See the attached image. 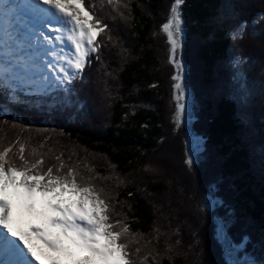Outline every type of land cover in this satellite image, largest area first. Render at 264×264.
<instances>
[{
    "label": "trees",
    "instance_id": "1",
    "mask_svg": "<svg viewBox=\"0 0 264 264\" xmlns=\"http://www.w3.org/2000/svg\"><path fill=\"white\" fill-rule=\"evenodd\" d=\"M106 1L89 0L90 4L101 2L104 6L108 4ZM247 1L234 0L232 5H227L226 0H182L181 44L184 49L181 52L186 76L190 78L188 95L193 96V100L188 99L194 104L191 108L194 110L197 106L198 109L195 135L208 152L193 149L199 164H192L197 170L186 175L191 185L189 191L187 181H181L177 173L170 176L171 169L165 178L162 168L156 175L145 176L148 187L142 185L147 183L113 187V197L119 203V209L115 203L114 213L125 217L124 224L136 237L134 241L129 239L131 246L125 249L128 253L125 258L132 264H242L243 258L235 261L230 257L232 254L251 257L264 264V129L257 130L256 125L254 131L248 127L255 113L259 114L258 120L260 115L264 117V86L258 85V92L251 89L256 98H250L249 92L232 83L233 63L239 64L240 70L243 67L253 70V57L250 61L244 58L242 64L240 58L238 61L237 56L233 57L235 48L230 30L225 27L227 22L219 23L217 19L222 15L221 9L231 7L238 12L243 4L252 11L245 13L243 9L246 17L253 18L250 22L258 19L255 14L258 10L264 14V0ZM123 2L128 6L126 15L119 18L116 14L114 21L90 12L93 20L99 17L107 25L97 33L96 39L98 37L104 53L110 55L107 65L118 78L117 86L113 92L110 90L114 94L105 110L98 97L90 96L96 88L93 82L87 86L81 100L86 106L89 100H94L95 107H88L87 111L82 108L63 117L47 114L50 109L35 114V109L22 101L3 100L10 91L0 92V150L9 148L6 158L17 167L23 163L19 159L21 154L29 161L44 156L42 171L46 163L47 167L56 164L55 157L60 156L66 165L78 167L80 175L90 173L93 177L97 169L104 173V168L96 167L91 159V154H100L106 163L128 174L148 168L155 150L167 141L163 114L168 110L170 94L159 79L166 52L159 57L156 48L163 45L161 39H167L161 25L168 18V6L173 0ZM228 14L229 9L224 15L227 19ZM252 31L256 45L258 43L264 53V19L257 20ZM93 62H96L94 57ZM258 69L264 71V64ZM100 75L99 71L93 74L92 80L99 79ZM229 94L233 100H229ZM96 108L98 111L94 110ZM184 145L185 149L182 146L180 152L188 159L192 150ZM9 154L18 157L17 160L8 158ZM183 167L186 169L184 163ZM181 171L185 176V171ZM170 179L171 184L176 185L175 189L171 186L173 190ZM149 188L156 190V201L146 196L148 192L144 191ZM166 194L167 201L160 198ZM190 200L197 206H186ZM193 219L195 222L189 226ZM113 220L119 219L114 217ZM221 225L228 237L227 250L218 238ZM242 246L244 249L239 251Z\"/></svg>",
    "mask_w": 264,
    "mask_h": 264
},
{
    "label": "snow or ice",
    "instance_id": "2",
    "mask_svg": "<svg viewBox=\"0 0 264 264\" xmlns=\"http://www.w3.org/2000/svg\"><path fill=\"white\" fill-rule=\"evenodd\" d=\"M43 3L49 7L40 8V0H0V81L9 87L45 91L51 85L70 84L84 68L89 53L97 51V33L107 28L99 17L93 20L83 0ZM181 3L173 0L161 25L173 56L182 32ZM26 8L32 9L35 19L24 18ZM48 25H56L52 28L54 36L42 30ZM246 25V20L235 23L230 32L233 40L243 37ZM58 45L63 46L60 52L55 51ZM42 52L52 59H41ZM170 60L183 71L180 62ZM173 79L178 81L173 87L179 93L174 97L179 124L186 108L181 102L185 92L179 83L181 76ZM23 147L21 144V153ZM8 152L7 147L0 150V264H132L125 259V249L129 239L136 237L119 220L115 221L119 230L113 229L107 198L102 189L97 190L92 177L77 179L75 168L60 156L55 157L58 163L49 165L42 174V156L29 161L21 154L23 163L17 167L6 158ZM196 159L190 155L186 163L192 165ZM65 168L67 171H62ZM65 193L71 195L65 197ZM120 238L123 243L118 242ZM37 239L42 243L37 245Z\"/></svg>",
    "mask_w": 264,
    "mask_h": 264
},
{
    "label": "rangeland",
    "instance_id": "3",
    "mask_svg": "<svg viewBox=\"0 0 264 264\" xmlns=\"http://www.w3.org/2000/svg\"><path fill=\"white\" fill-rule=\"evenodd\" d=\"M226 1H227L226 2L227 5H232V2H234V0H226ZM106 2L108 4H105V6H104L101 2H98L97 4L96 3L90 4L89 0H85V1L83 0V5H84L85 9L87 11L90 10L89 12H91L92 14L96 13V15L100 16V17H103V16L107 17V18L110 17L111 21L115 20L114 18L116 17L115 16L116 14L119 15V18H122L126 15L125 13H126L128 6H127L126 2H123V0H112V3H109L107 0ZM247 2L250 3L251 0H248ZM169 3H171V2H169ZM170 5L171 4H169L168 9L170 8ZM90 6H94V7H90ZM180 6H182V5H180ZM240 6H241L240 7L241 10H239L238 12H235V8H231V7L230 8L225 7L223 10L221 9L220 15L221 14L222 15L219 18H217L219 20V21L218 20L217 21L219 23L221 21L223 23L227 22V24L224 23L225 27L229 28V30L231 32L232 30H234V25L237 21L246 20V19L248 20L246 28H245L246 37L243 35L242 38L237 37L235 40H233L231 35L230 34L229 35L233 41L234 48H235L234 49L235 51H232L233 57L237 56L238 61L240 58L241 64H242V60L244 58L247 57V59L250 61L251 56H252L253 59L251 60V63H252L251 67L253 68V70H248L245 67H243V69L240 70L239 64L237 65L234 62L233 65L235 67V77H234V80L232 81V83H234L235 85L237 83L239 85L240 89L243 88L246 93L249 92L250 98H252V97L256 98V96L254 94H252L251 89H255L258 92L259 89H257V86L258 85H261L262 87L264 86L263 85L264 84V71H261L258 69L261 64H264V53L260 50L259 44L257 43V45H256L257 41L254 40V36H253L254 32L252 31V29L255 25V24H253V21H257V20L263 21V19H264L263 15L264 14L262 13L261 10H258L255 13L258 19H254L253 21L250 22L249 20H252L253 18L252 19L248 18L250 16L246 17L245 13L247 11L248 12H252V11L249 10V8L246 7L244 4L240 5ZM227 9H229V11H230V14H228V15L231 16V17L229 16L228 19L225 18V16H224V15H226ZM243 9H244L245 13L243 12ZM181 20H182V18H181ZM90 21H93V20H90ZM124 22H126V20ZM181 27H182V23H181ZM250 31L252 32V34H250ZM161 32L164 33L163 30ZM126 33H127V36H129V33L128 32H126ZM164 34H166V33H164ZM157 40L159 42V38H157ZM161 40L163 41L162 42L163 45L162 44L158 45L156 48V51H157V54L159 55V57L163 56V51H165L166 52V58H165V61H163L165 64L163 63L162 68L160 69L161 74L159 75V79L161 80L162 83L165 84V87L162 86L163 89H166V87H167L169 90V94H170L169 99H168V106H167L168 110L165 111L163 114L164 115L163 124H164V129L166 130L165 136H167V141L165 142V144L162 147H159L155 150L156 155L153 154L151 156L150 166L148 168H146L144 170H134L133 172L128 173V174L120 172V170L111 166L109 162L106 163L104 156H102L100 154H94V155L91 154V159L93 161V164L96 167L104 168V173L100 172L98 169H97V171H94L95 175L93 174L92 183L95 185L97 190L102 189L103 195L107 198V202L109 204V209H108L107 214H108L109 219H110L109 223L113 226L114 230H119L115 224V221L113 220L114 217L116 219L118 218L119 221L122 222V224H124L123 219H125V217L124 216L122 217V215L117 214V213H116L117 214L116 215L114 213V210L117 209L119 203L116 202L115 198L113 197V195H114L113 190H115L113 187L120 185V184H122L123 186H126L127 185L126 183H134L136 185L141 184V183H147V181H148V179H146L147 175H154V174L156 175L158 173V171L161 170V168L164 169L163 174H164L165 178H167V173L169 172V169H171V173L169 174L170 176L177 173L178 174L177 176L180 178L181 181H187L189 183V181L187 179L188 176H186V175L187 174L189 175L190 173L192 174V170L195 171L194 169H196L198 167H193V166L189 165L188 163H186L187 159L185 157L184 158L182 157L183 155H182V152H180V148H183L185 146L184 145V143H185L186 145H188V149L190 148V150H192L190 155H195V153L193 152V149H196L197 152L205 151L206 154L208 152L207 149L205 148V146L203 145L202 141L200 140V138L195 135L196 131H195L194 125H196V122L198 121V109L196 108L197 106H195V109L193 110V108H191L192 104L189 103V101L187 99L188 98L187 96H189L188 93L190 92V90L187 86V82L189 81L190 78H188V76H186V68L184 66V64L186 65V63L183 62V52H181V50L183 48V45L181 44L182 43L181 34H180V38H179V44H178V47L176 48L174 56H173V53L171 51L172 46L168 42V40L167 39H164V40L161 39ZM96 41L98 42V37H97ZM242 42H243V44H241ZM164 45H165V47H164ZM100 46L101 45L99 44L96 55L98 57L101 53V57L99 56V58L96 59V62L94 64H92L91 67H89L85 71L82 80L79 82L78 91H77V95H76L74 103L68 104V102H67L66 103L67 105L65 104L66 106H62L64 104L58 105L57 108H55V112H57L58 115L64 116V115L68 114L67 110L69 112H72V109L75 111H78L79 109L83 108L87 111L88 107H90V108L95 107L94 100L88 101L89 106H86V102H83L81 100V95L86 92L87 86H89V84L92 82L94 83L93 86L96 88L93 90L94 93L92 91V95H90V96L93 98L96 97V99L98 97V99H100L99 101L102 103V108H104V110H105L106 106L108 107L109 101L113 98V94H114V93H112L113 92L112 89H114L115 86H117L118 78H116L112 75V72L110 70V66L107 65L108 62L106 61V59L110 55L106 52L104 53V50H102V46H101V50H100ZM238 46H239L240 52L238 51ZM243 46H244V48H243ZM243 50H246V52H248L247 53L248 55L243 53L244 52ZM259 53H260V56L262 58L259 57ZM160 54H161V56H160ZM103 56H104V59H103ZM170 57H172V59L180 62V64L183 65V71H180L177 69L176 65L172 62V60H170ZM247 67H248V65H247ZM98 71L101 74L100 78H99L100 80L99 79H97V80L93 79L92 80L93 74H96ZM214 72L215 73L218 72V67L215 69ZM178 74L181 76V80L179 81V83L183 86L184 92H185V96L181 102L186 105L185 111L180 118L179 124H177L176 118H175L177 100L174 98L179 93H178V90L173 87V85L178 83V81L174 80L173 77L178 75ZM240 76H242L243 78ZM167 79H169V80L167 81ZM167 83H168V85H167ZM189 85H190V82H189ZM52 86L53 85H51L50 87H52ZM122 87H121V89H122ZM108 88H109V90H108ZM60 95L63 98V100L67 99V98H65V95L63 94V92H61ZM79 95H80V97H79ZM190 98H192V100H193V96L190 95ZM228 98H229V100H231V99L233 100L231 94L228 95ZM69 102H70V100H69ZM70 106H72V108H70ZM193 106H194V104H193ZM255 106L258 107V103L255 104ZM260 108H261V105H260ZM94 110H97V108ZM261 111L263 113V108L260 109V112ZM37 112H38V114H40V113H43L45 111H44V109H39V110H37ZM52 112H54V111H50L47 114L52 115ZM58 115H56V116H58ZM258 115H259L258 113H255L254 117L251 120V122H253V123L251 124V122H250L248 125V127L252 128L254 131H255L256 125L258 126L257 130H259L260 128L264 129V122H263L264 117L262 115H260V118L258 120ZM81 117H82V115H81ZM257 121H258V123H257ZM191 128L194 130V133H191ZM93 130L95 131L96 129H93ZM197 140H200V141H197ZM184 149H185V147H184ZM83 152H84V150H83ZM184 155L186 156V154H184ZM261 156H263V152H261ZM9 157L11 159H14V160H17V158H18V157L15 158L13 155H10V154L8 155V158ZM197 157H198V155H197ZM44 158L45 157L43 156V162H44ZM183 160H184V162H183ZM57 163L58 162H56V164ZM183 163L185 164L186 169H184ZM195 164L197 165V164H199V162L194 161L193 165H195ZM74 168H75L76 172L78 173L77 179H79L81 176L84 177L85 179H87L88 177H90L92 175L90 173H87V174L81 173V175H80V172L78 170L79 168L76 166ZM46 169H47V163L44 165V170H46ZM181 170L185 171L186 177L183 174H181V172H182ZM53 171L55 173V169ZM62 171H67V169L65 168ZM32 174H35L34 170H32ZM154 177L155 176H153V178ZM104 180H105V182H104ZM106 180H108V183H107L108 186L106 184ZM177 180H178V178H177ZM168 182H170V188H171V186L173 187V189L176 188L175 184H171V179ZM110 183H113V184H110ZM124 183H125V185H124ZM142 185H144L145 187L150 186V185H148V183L142 184ZM177 185L179 187H181L180 184H177ZM188 186H189V188H188V191H189V190H191L190 183L188 184ZM149 189H147V191H144V192H148L146 194V196L148 195L149 199H153L156 201V198H158L157 194H156V190L151 189V188H149ZM173 189L171 188V190H173ZM169 192H171V191H169ZM194 193H193V195H194ZM167 196L168 195L166 194V195H164V197L160 196V198H162V199L164 198L165 201H167L168 200ZM115 203L117 204V207H115ZM210 203L212 205V202H210ZM183 204H184V202H183ZM186 206H189L191 208L192 206L196 207L197 204H193V202L190 200V202H187ZM118 209H119V207H118ZM162 209H164V207H162ZM161 218H162V216H161ZM194 219L189 222V226L193 225V223L195 222ZM112 220L114 221V224L111 223ZM200 233H201V231H200ZM218 235H219L218 238L223 236V230L222 229L219 231ZM157 236L159 237L160 234L159 235L157 234ZM163 236H166V235L164 234ZM118 242L123 243L124 239L120 238L118 240ZM222 243L227 244V241L223 240ZM130 246H131V243L129 242L127 245V248H129ZM225 247L227 250V245ZM243 249H244V246H242L241 250H239V251H242ZM230 257H231V259H234L235 261H238V260L241 261V258H243L242 264H260L257 260H253V258H251V257L248 258L247 256L240 257V255H239V257H238L237 254H232Z\"/></svg>",
    "mask_w": 264,
    "mask_h": 264
},
{
    "label": "water",
    "instance_id": "4",
    "mask_svg": "<svg viewBox=\"0 0 264 264\" xmlns=\"http://www.w3.org/2000/svg\"><path fill=\"white\" fill-rule=\"evenodd\" d=\"M182 50H183V48H182ZM183 62H184V60H183ZM188 71V70H187ZM187 97H189V96H187ZM188 99V98H187ZM188 101H189V103H190V100L188 99ZM191 104L193 105V103H192V101H191ZM191 133H194V130L191 128ZM221 228H222V230H223V236L222 237H220L219 238V242H223V240L224 241H228V237H227V233L225 232V229H224V227H223V225H221ZM219 236V235H218ZM226 245V244H225Z\"/></svg>",
    "mask_w": 264,
    "mask_h": 264
},
{
    "label": "bare ground",
    "instance_id": "5",
    "mask_svg": "<svg viewBox=\"0 0 264 264\" xmlns=\"http://www.w3.org/2000/svg\"><path fill=\"white\" fill-rule=\"evenodd\" d=\"M71 194L70 193H65V197H68L70 196Z\"/></svg>",
    "mask_w": 264,
    "mask_h": 264
}]
</instances>
